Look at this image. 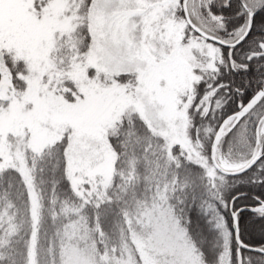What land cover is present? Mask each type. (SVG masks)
Wrapping results in <instances>:
<instances>
[{
	"label": "snow or ice",
	"instance_id": "1",
	"mask_svg": "<svg viewBox=\"0 0 264 264\" xmlns=\"http://www.w3.org/2000/svg\"><path fill=\"white\" fill-rule=\"evenodd\" d=\"M0 264H264V0H0Z\"/></svg>",
	"mask_w": 264,
	"mask_h": 264
}]
</instances>
